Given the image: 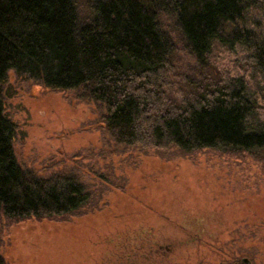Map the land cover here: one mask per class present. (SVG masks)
<instances>
[{"label":"trees","instance_id":"obj_1","mask_svg":"<svg viewBox=\"0 0 264 264\" xmlns=\"http://www.w3.org/2000/svg\"><path fill=\"white\" fill-rule=\"evenodd\" d=\"M178 44L210 77L180 75L176 97ZM11 70L93 103L118 143L264 166V0H0V218L64 217L91 193L76 176L19 164L3 91Z\"/></svg>","mask_w":264,"mask_h":264},{"label":"rangeland","instance_id":"obj_2","mask_svg":"<svg viewBox=\"0 0 264 264\" xmlns=\"http://www.w3.org/2000/svg\"><path fill=\"white\" fill-rule=\"evenodd\" d=\"M178 47L174 81L180 75L210 77ZM180 85L176 97L184 93ZM3 91L21 167L42 178L76 176L91 193L86 207L64 217L0 218V252L8 264H106L125 254L120 245L136 237L173 245L171 264H226L244 257L264 264L260 161L212 149L186 154L118 143L93 103L13 70Z\"/></svg>","mask_w":264,"mask_h":264},{"label":"flooded vegetation","instance_id":"obj_3","mask_svg":"<svg viewBox=\"0 0 264 264\" xmlns=\"http://www.w3.org/2000/svg\"><path fill=\"white\" fill-rule=\"evenodd\" d=\"M196 239V237H191ZM141 241L138 237L134 238L133 241H129L127 244L120 245L121 250L125 252L123 254L116 255L111 260L107 261L106 264H171L172 253L175 247L171 244L161 243L157 240ZM244 257L241 261L235 259L226 264H244ZM200 264V263H199ZM253 264V263H252Z\"/></svg>","mask_w":264,"mask_h":264},{"label":"water","instance_id":"obj_4","mask_svg":"<svg viewBox=\"0 0 264 264\" xmlns=\"http://www.w3.org/2000/svg\"><path fill=\"white\" fill-rule=\"evenodd\" d=\"M244 264H252V262L248 258H245L244 259Z\"/></svg>","mask_w":264,"mask_h":264}]
</instances>
